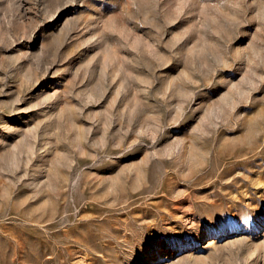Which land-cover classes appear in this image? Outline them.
Listing matches in <instances>:
<instances>
[{"label":"rangeland","instance_id":"rangeland-1","mask_svg":"<svg viewBox=\"0 0 264 264\" xmlns=\"http://www.w3.org/2000/svg\"><path fill=\"white\" fill-rule=\"evenodd\" d=\"M0 264H264V0H0Z\"/></svg>","mask_w":264,"mask_h":264}]
</instances>
